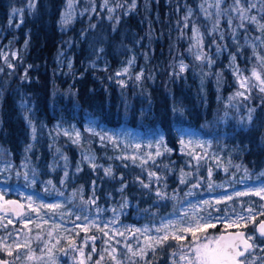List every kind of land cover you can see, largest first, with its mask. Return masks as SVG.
<instances>
[{"label": "trees", "instance_id": "16d2710c", "mask_svg": "<svg viewBox=\"0 0 264 264\" xmlns=\"http://www.w3.org/2000/svg\"><path fill=\"white\" fill-rule=\"evenodd\" d=\"M195 1L135 0L133 9V0H108L107 5L105 0H81L64 29L58 20L65 0H35L32 10L28 0H0V165L10 170L2 189L7 197H19L31 187L45 198L66 197L81 214L86 210L83 206L106 207L107 211L115 209L119 223L128 225L130 221L134 226L156 229L178 210L188 193L204 197L219 181L264 180V93L258 87L250 92L241 89L234 74L238 65L242 77H251L253 68L264 77V68L253 54L254 45L255 51L264 56V31L258 27L264 24V0H241L246 8L255 5L245 15L255 16L256 22L246 19L240 27V18L233 15L231 25L223 19L215 33L198 19ZM233 4L234 0H222L224 7ZM109 8L114 11L109 12ZM13 9L22 11L14 15ZM199 16L205 20L204 15ZM194 25L202 32L199 48L193 39ZM197 51L205 59L196 60ZM232 55L236 56L234 64ZM181 61L187 65L183 73L179 69ZM252 82L256 83L255 78ZM237 91H245L250 99L229 100ZM91 119L111 129L128 127L161 135L167 148L173 150L167 155L175 164L168 184L164 181L160 190L162 184L155 183L144 188L141 181L147 178L145 169L102 151L95 135L85 128ZM72 124L81 131L78 142L54 132L58 129L55 125ZM187 129L209 138L224 162L223 170L214 167L211 176L200 184L191 177L187 180L190 182L182 183L184 169L177 168L182 162L177 154L179 136ZM87 150L95 154L93 164L97 167L85 160L83 153ZM107 168L112 175L103 174ZM25 171L29 173L27 182ZM158 190L166 195L157 196ZM92 199L95 204L87 203ZM261 205L264 200L256 195L219 205L211 219L216 227L208 231H224L223 220L234 219L235 213L247 215L245 208L259 210ZM260 219L264 217L257 222ZM253 227L250 224L241 229L252 233ZM5 233L7 229L0 227V237H6ZM76 233L66 240L60 237L59 244L56 236L49 238L51 254L47 250L41 253L40 243L32 240L30 247L42 259L25 260L27 248L20 249V260L15 259V252L8 256L0 251V258L11 264H52L53 259L56 264H78L80 254L69 248V239L75 244L82 240V233ZM105 241L102 235L94 242L97 251L91 253L92 259L86 264H95L100 254L104 255L101 264H113L108 251H104ZM108 241L110 249L115 247L113 238ZM7 243H11V237ZM175 246L176 241L170 238L163 247L157 246L154 254L146 250L144 259H132L136 264H172L173 259L178 260V256H171ZM86 247L84 258L91 252L89 242ZM118 258H123L119 249ZM250 259L264 264V252L258 248Z\"/></svg>", "mask_w": 264, "mask_h": 264}, {"label": "rangeland", "instance_id": "374dc122", "mask_svg": "<svg viewBox=\"0 0 264 264\" xmlns=\"http://www.w3.org/2000/svg\"><path fill=\"white\" fill-rule=\"evenodd\" d=\"M81 0H71V8H69V0H65L63 8H61V11L59 12V22L62 28H66L68 25H70L72 18H74V12L77 10V7L79 6V2ZM29 3V0H28ZM217 0H196L194 2L195 11H197L198 19H200L203 24H205L207 27L212 29L211 33H215L219 30L221 22L223 19H225V22L228 23L229 19L232 21V16L236 15L239 17V13L234 11L232 12L231 8H235V3L232 6L224 7L222 6V0L219 2V8L216 7ZM197 8V9H196ZM32 10V9H31ZM66 13L70 14V22L65 24L63 22L64 16ZM238 13V14H237ZM76 14V12H75ZM204 15L205 20L201 19L199 15ZM217 21H219L217 23ZM202 33V32H201ZM204 33V32H203ZM195 42V40H194ZM212 71V68L210 69ZM217 79V78H216ZM55 128L57 131H54L55 133L63 134L65 132H68L69 138L73 142L77 139L76 133L79 132L80 136L82 137L80 129L76 125H55ZM86 129H91V133L95 135L96 137V143L101 147V150L105 152H108L109 155H114L117 157H131L133 155L137 156V159L135 162H133L131 159H126L129 161V163L140 166L145 169V173L147 178L144 180V183L146 184H153L155 183L156 186H158L159 190L163 187L164 181H167L171 175H173V169L172 166H175V164L172 165L170 160L168 159L167 155L169 152L165 151V147L167 148V145L165 143V139L161 135H157L150 132H141L136 129H131L128 127H123L120 129H111L105 125H97L94 120H89L85 124ZM50 132V131H49ZM50 134H52L50 132ZM79 136V137H80ZM101 136L105 137V139L102 141ZM111 137L112 139H109ZM163 140V145L160 147L161 153L165 152L166 156L163 158L162 155L156 156V150H157V144L160 140ZM183 139L185 141V145L180 144V140ZM188 141H192L191 144L188 143ZM198 143H202L203 147H199ZM139 144L140 148L136 149L135 145ZM104 147V148H102ZM170 149V148H167ZM172 153V149H170ZM88 152H84V158L85 157H91L93 158L91 162L87 160L89 164H93L95 161V154L92 151L87 150ZM177 154L180 156V159L182 162L180 163V166L177 168L184 169V173L182 174L183 180L186 182L189 180V178H193L197 184H200L204 181V178H208L207 175H209V170L213 172L215 169L214 167H218L219 169L223 170V163H221L220 160V154L216 151H214L211 147V141L209 138H205L203 135H201L198 131L195 130H183L180 133L179 136V144H178V151ZM149 155H151V159H149ZM195 157H202L201 159H196ZM66 159V157H63L62 160ZM147 160L146 164H141V160ZM86 160V159H85ZM154 163V165H153ZM63 165V164H62ZM177 166V165H176ZM10 170L8 169V166H2L0 165V194H3L4 197H7L5 195V192L2 190L5 188V179L9 177ZM148 172V174H147ZM149 172H155L157 176L160 177V180L157 181L155 177L149 178ZM105 174V171L103 173ZM152 179L155 181H152ZM30 182V181H29ZM28 182V184H29ZM185 182V183H186ZM220 182V181H219ZM214 183L212 186L213 188L210 189V191H206L207 195L204 197L199 196H189L186 195L185 200L179 205L178 210H176L173 215L169 218H167L164 223L168 221H187V217L183 216V213L187 211L189 215L192 213V206L196 205L198 206L201 211H199L200 216H207L209 213H211V219L215 218V214H217V208L222 205L227 206L228 203L232 202L234 199L236 201H239V199L242 196H237L236 193L238 192H248L250 189H258L261 187H264V180H245L241 179L238 182H221V183ZM217 184V186H215ZM4 192V193H3ZM21 195L18 197L21 199L23 204L26 207V214L22 216L21 218H16L10 214H3L0 212V224L9 225L10 231L7 229L8 233L11 232L14 237L11 236V243L15 239L19 241L21 244H23L27 239L31 238L34 241H38L40 245H38L41 248H44V241L45 239H49L47 236V233L49 231L53 232V236H56L55 241L59 237H63L65 240L71 237L72 232H81L82 233V240L80 243H76V247L78 245L82 244L83 248H87L83 245L84 239H85V232L81 231L79 228H75V224L83 225L85 223L91 224L92 221H95L97 224H99L101 227H103L104 224H108L109 228L105 229L106 231H109V236H112L114 239V244L117 249L120 251V257H123L125 253H127V250L123 249V243L124 244H131L132 247L137 249L141 245L145 243V236L142 233H134L132 231H125V229H144L148 228L150 231L147 233L149 236H157L162 235V233H157L155 229H151L147 225H140V226H134V224L130 221L128 225L125 223H119L117 219V212L113 211H107L109 208H88L87 206H83L82 208H85L83 214H81L80 211L75 210L73 204H70L69 199L66 197H56V198H45L42 194L34 192V190L31 187H27V189H24L22 191ZM24 195V196H22ZM226 196H232V200L223 201L219 204L216 203L217 200H222ZM28 197H32V207H37L40 204H55V203H61L63 207L61 209L56 210L55 212H52L48 209H39V215L36 212H32L31 209L28 207L30 201L27 199ZM209 201L210 203L208 205H205L203 202ZM99 209V211H98ZM72 212V215H68V211ZM76 215L87 216L88 221H85L83 219L76 220ZM43 217V219H41ZM235 219V215H233ZM217 218V216H216ZM8 220H12V224H8ZM44 220H47L48 223H44ZM23 221H31L28 224V228L23 227ZM112 221H116L115 223H112ZM74 222V223H73ZM40 225L39 228H37V225ZM163 224V223H162ZM161 224V225H162ZM61 227H57V226ZM12 226V227H11ZM161 227V226H160ZM29 229H31V232H29ZM16 230V232H15ZM114 231H120L124 232V236H113ZM248 232V231H247ZM220 232H212L208 231V234L210 235H219ZM7 233H5L6 235ZM41 236V240L35 239L37 235ZM88 236H96L97 239L94 241H98V238H101L103 235L102 232L98 231L96 227H90L88 233ZM105 237V236H104ZM108 237H105V240H107L106 248L108 251H110L109 247V241ZM120 241L119 244L116 242ZM91 245V248L93 246V241H88ZM9 243V244H11ZM261 244V243H260ZM84 250V249H83ZM75 253H79L78 251H74ZM79 259H83L84 257H81L77 255ZM139 257V256H136ZM135 258V257H134ZM133 258V259H134ZM69 260V257L66 258ZM127 263V261L125 262Z\"/></svg>", "mask_w": 264, "mask_h": 264}, {"label": "snow or ice", "instance_id": "6c2138e0", "mask_svg": "<svg viewBox=\"0 0 264 264\" xmlns=\"http://www.w3.org/2000/svg\"><path fill=\"white\" fill-rule=\"evenodd\" d=\"M108 0H105V5H107ZM219 2L220 0H217L216 7L219 8ZM234 3L236 7L233 9L234 11L239 13V18L241 20L240 27H244V20H250L252 22H256V17L251 16L248 17L245 15V13L252 7H255L253 4H249L248 7H244L241 3V0H234ZM29 8L34 9L35 8V0H29ZM71 0H69V8H71ZM117 7H122V5H117ZM131 7L135 8V0H133V3ZM94 10V9H93ZM17 10L13 9V14L15 15ZM109 12L114 11V9L109 8ZM189 15H191V11H189ZM70 14L66 13L64 16L63 22L65 24L70 22ZM188 17H185V21H187ZM22 22V20H21ZM219 21H217L218 23ZM229 25H231V20L228 21ZM187 27V23L184 25ZM19 27V25H17ZM259 29L261 31H264V24L258 25ZM193 39L195 40V47L199 48L202 44V36L199 31V28L195 25L193 26ZM259 39V38H258ZM261 43H264V40L261 41ZM191 51V48L189 49ZM253 54L257 57V59L260 61V67L264 68V56H260L259 53L255 51V46L253 45ZM15 56L16 54L13 53ZM195 59L200 61L205 59V56L202 54L201 51H197L195 53ZM236 56L232 55V62L235 63ZM5 60H7V57H5ZM132 61H129V64H131ZM212 61L209 59V64H211ZM10 68L13 67V65H8ZM69 68H71V64H69ZM180 72L183 73L187 69V65H185L182 61L179 65ZM124 73L126 74L128 72V69L125 68ZM234 74L237 76V80L239 82V87L241 89H244L245 91L250 92V90L254 87H258L259 91L261 93H264V77H262V74L256 69H252V76L251 77H242L238 65L234 68ZM117 75H121V73H117ZM142 76L141 74H138L136 76L137 80H140ZM26 78V73H25ZM255 78L256 83H253L252 80ZM121 86H124V81H120ZM245 91H237L235 93L234 97H230L229 100L235 99L236 97H244V99H250V96L245 95ZM174 111H178L177 109H174ZM251 111V110H250ZM249 121H251V115L248 117ZM88 131H91V129H88ZM35 133V128L33 127V134ZM65 135H69L68 132L64 133ZM79 132L76 133L77 139L73 142H78L79 140ZM101 140L103 141L105 137L101 136ZM109 139H112L109 137ZM189 144L192 143V141H188ZM180 144L183 146L185 145V141L183 139L180 140ZM163 145V140L161 139L159 143L157 144V150L155 155L160 156L162 155L160 151V147ZM199 147H203L202 143H198ZM31 146H29L30 148ZM136 149L140 148L139 144L135 145ZM165 151L170 152V149H167L165 147ZM123 159H131L133 162L136 161L137 156L133 155L131 157H122ZM196 159H201L202 157H195ZM86 160H91L93 158L91 157H85ZM149 159H151V155H149ZM147 160H141V164H146ZM93 168L97 167L95 164H91ZM239 167V166H237ZM80 169L77 168V171ZM106 175H112L111 168H107L104 170ZM21 173H17V176H20ZM35 174L33 173V176ZM209 176H211V170H209ZM23 177L25 181L27 182L29 180V173L25 171L23 173ZM64 177H68L67 171L64 173ZM155 177L157 181L160 180V177L157 176L155 172H149V178ZM121 179H123L121 177ZM34 183V179L32 180ZM181 182L183 183L184 180L181 179ZM51 184V181L48 182ZM61 183H64L62 180ZM141 184L144 188H148L149 184L143 183L141 181ZM193 187H198V185H193ZM211 187V184L209 185ZM123 189H121L122 191ZM60 195H63V193H59ZM76 193H73V196H75ZM94 195V193H93ZM156 195L163 198L166 194L162 193L161 191H157ZM237 196H244V195H256L259 196L261 200H264V187L258 188V189H250L248 192H238L236 193ZM30 203L28 207L31 209L32 212H36L39 215V209H48L52 212H55L58 209H61L63 205L61 203H55V204H40L37 207H32V197L27 198ZM232 196H226L222 200H217L216 203L219 204L223 201L232 200ZM0 200H3V194H0ZM5 204L8 205H14L16 208H24V205L18 204L16 201H4ZM87 203L95 204V199L87 201ZM205 205H208L209 201L203 202ZM2 207V206H0ZM192 213L189 215L187 211L183 213L184 217H187V221L181 220V221H168L166 223H163L161 227H158L155 229L157 233H162V235L157 236H149L147 233L150 231L148 228L144 229H125V231H132L134 233H142L145 236V243L138 247L137 249H133L131 244H125L124 247L127 249V253L123 255V258H118V249L115 247H112L110 251L108 249H105L104 251H108V255L110 260L113 262V264H125V261H127V264H136V261L132 259V257L139 256L140 259H144V257L147 255L146 250H151L153 254L156 251V247L160 246L163 247L164 244L167 243V241L171 238L172 240L176 241V246L171 251V256L173 258L178 256L177 259L172 260V264H255V259H260L259 257H256L255 259H250V257L254 256L255 251L259 248L260 251L264 252V247H261L260 244H257L256 241L259 240L261 244H264V219L259 220V223H257V220L259 217H264V205H261L259 210H257L253 206H249L244 209V211L247 213V215H244L242 213H235V219H229V220H223L225 231L224 233L220 235H210L208 234L209 228H215L216 223H213L211 220V213H209L207 216H200L198 213L201 211V209L198 208V206L193 205L192 206ZM15 210V209H13ZM99 211V209H98ZM115 212V209H113ZM18 216L20 215L19 212L16 213ZM68 215H72V212L69 210ZM43 219V217H41ZM85 220L88 221L87 216H81L76 215V220ZM31 221H23V227L28 228V224ZM116 221H112V223H115ZM44 223H48L47 220H44ZM74 223V222H73ZM8 224H12V220H8ZM253 225V232L247 233L245 231L240 230L241 228H247L249 225ZM96 227V229L103 233L105 237H108L109 239H112V236H109V231H106L105 229L109 228L108 224H104L103 227H101L99 224H97L95 221H92L91 224L85 223L83 225L75 224V228H79L81 231L85 232V239L83 242L84 246H87V242L89 240L93 241V246L91 248V252L88 253L87 257L84 259H80L78 261V264H86V260H91L92 255L91 253H94L97 251L96 247L94 246V241L97 239L96 236H88L87 233L90 229V227ZM0 227L7 228V225L0 224ZM40 225H37V228H39ZM61 227V226H57ZM237 229L235 232L227 231L228 229ZM29 232H31V229H29ZM124 232L120 231H114L113 236L119 235L124 236ZM76 235H79V232L76 233ZM12 236V233L9 232L6 237H0V251L5 252L8 256H13L15 252V259L20 260V249L21 248H27V252L25 254L24 259L25 260H35V259H42V257L37 256L34 249L30 247L31 238L27 239L23 244H21L17 240H13L11 244L7 243V239ZM47 236L51 238L53 236V232L49 231L47 233ZM191 237V240H188V237ZM35 239L41 240V236L38 234ZM184 241H187V243H184ZM51 243V239L44 241V248H41L40 251L43 253L45 250L49 254L52 252V248H50L48 245ZM60 240L57 238L56 244H59ZM107 243V241H105ZM117 244L120 243V241L116 242ZM52 247H55V245H52ZM69 248L72 251H78L80 256H84L83 247L77 248L75 245V241L69 239ZM61 251H65V254H67V251L64 249H61ZM104 260V255L100 254V257L98 260L95 261V264H101V262ZM0 264H11L10 261L0 259ZM52 264H56L55 259L52 260Z\"/></svg>", "mask_w": 264, "mask_h": 264}, {"label": "water", "instance_id": "95a60500", "mask_svg": "<svg viewBox=\"0 0 264 264\" xmlns=\"http://www.w3.org/2000/svg\"><path fill=\"white\" fill-rule=\"evenodd\" d=\"M4 201H16V202H18V204H22V205H24L20 198H18V197H14V196H11V197H7V198H5V197L3 196V200H0V206H2V207H0V210H1L2 212L10 213V214L14 215V216L17 217V218H21V217L25 214V212H26V207H25V205H24V208L20 209V208H16L14 205H8V204H5ZM13 209H15V210H13ZM17 212L20 213L19 216L16 214ZM260 220H261V219H260ZM257 223H259V221H258ZM236 230H237V229H229V230H227V231L235 232ZM240 230L245 231L244 229H240ZM224 231H225V230H224ZM224 231H221V232L219 233V235L222 234V233H224ZM0 259H2V258H0ZM4 260H5V259H4Z\"/></svg>", "mask_w": 264, "mask_h": 264}]
</instances>
